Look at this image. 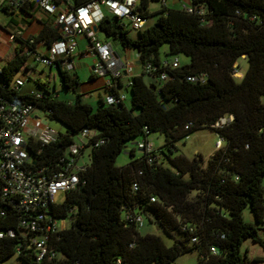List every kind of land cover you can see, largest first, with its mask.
<instances>
[{
    "label": "trees",
    "instance_id": "obj_1",
    "mask_svg": "<svg viewBox=\"0 0 264 264\" xmlns=\"http://www.w3.org/2000/svg\"><path fill=\"white\" fill-rule=\"evenodd\" d=\"M92 1L76 0V7ZM147 2L142 0L139 11L148 20ZM190 7L194 12L158 13L141 31L114 15L98 23L107 38L139 51L142 73L130 80V106L105 98L86 102L77 91L78 74L62 65L57 68L62 86L74 98L53 92L49 78L35 80L39 91H23L17 75L30 78L29 52L39 42L51 46L61 33L47 25L37 37L17 39L14 56L0 69V97L41 110L66 127L55 141L29 147L30 170H42L40 176L48 178L85 129L96 136L87 170L63 203L28 211L19 199L5 195L0 178V264L15 256L23 264H173L191 251L199 254L197 264H246L245 240L264 248L259 226L244 218L250 207L256 222L264 224V0H192ZM134 30L137 37L130 34ZM180 55L190 62L173 68ZM241 57L249 68L236 82ZM147 76L155 82L148 83ZM120 80L115 93H121ZM230 116V123L215 127ZM199 130L216 132L222 148L207 160L200 154L193 159L175 155L177 143ZM154 133L163 135L164 144L137 157L138 140ZM97 141L101 144L95 146ZM130 142L137 144L131 160L118 167L117 157ZM40 213L46 214L43 224L70 220L50 235V253L42 260L32 244L39 232L25 227ZM147 219L175 237L174 245L168 247L158 234L143 235Z\"/></svg>",
    "mask_w": 264,
    "mask_h": 264
},
{
    "label": "built area",
    "instance_id": "obj_2",
    "mask_svg": "<svg viewBox=\"0 0 264 264\" xmlns=\"http://www.w3.org/2000/svg\"><path fill=\"white\" fill-rule=\"evenodd\" d=\"M8 1V0H4ZM30 2L43 9L51 15H56L55 26L60 30L61 38L51 46L43 43L46 53L36 50L30 54L32 63H44L53 68L60 65L74 68L71 59L78 53V38L87 36L91 51L98 57L93 73L96 76H104L111 73L112 78L107 83V94L105 99L108 103H121L125 101L122 93H115L119 80L122 78L123 69L132 73L133 64L124 63L117 55L112 45L100 40L94 28L105 17L100 9V4H105L112 15L126 18L132 29L141 31L147 24V19L139 11L138 0H93L92 2L73 7L65 11L59 10V0H20ZM188 12L194 10L186 7ZM23 38L21 31L10 34L9 40L16 42ZM34 43V40H31ZM180 65L179 58L172 63L173 68ZM166 74L162 79H166ZM196 77H189L194 81ZM46 118H48L46 116ZM233 116L224 117L216 123L215 127L220 128L230 123ZM58 133L50 129L44 119L36 114V109L30 105L8 102L0 97V178L4 182V193L6 196L19 199L20 205L28 210L36 212L40 208H47L54 202L60 192H69L76 188L80 181V175L87 170L89 163L90 143L94 140L96 132L85 129L79 136L80 141L72 144L60 158L62 164L57 172L48 178L40 176L42 170L32 172L28 167L31 160L29 147L40 143L49 144L57 138ZM101 144L97 141L95 146ZM222 138L216 143L217 150L222 148ZM141 151L151 152L154 144L150 140H143L138 145ZM39 153V151H38ZM46 214L40 213L37 221H33L26 229L39 234L32 239V244L38 254V260H42L50 253L48 249L49 237L52 233L63 229L66 226L65 220L61 222L50 221L45 223ZM140 227L144 226L142 217L136 218ZM14 236L13 231H9ZM42 236V238H38ZM3 237V234H0ZM54 255V253H52Z\"/></svg>",
    "mask_w": 264,
    "mask_h": 264
},
{
    "label": "crops",
    "instance_id": "obj_3",
    "mask_svg": "<svg viewBox=\"0 0 264 264\" xmlns=\"http://www.w3.org/2000/svg\"><path fill=\"white\" fill-rule=\"evenodd\" d=\"M192 0H148L146 11L148 13V20L146 25H152L158 17V13H162L165 10H184L186 7L191 6ZM142 3V0H138V5ZM10 6L9 11L5 10L4 7ZM25 7V9H23ZM76 7V0H59V10L65 11L70 8ZM100 9L105 17H113L111 11L105 4H100ZM56 15H51L44 11L43 9L37 7L30 2H22L20 0H0V69L5 65L8 58H12L15 54V49L18 46V42H11L9 40L10 34L16 31H21L23 33L24 39H29L32 37L39 36L45 26L55 25ZM95 31V29H94ZM96 32L97 37L112 45V48L116 52V55L124 62H130L133 64V72L130 73L123 69V75L121 78L120 92L125 96V104H127L128 93L130 92L129 85L130 80L138 75H141L142 68L140 64L139 51L130 48H123L118 42L111 38L101 39L98 33L101 32L99 29ZM136 36H138V32ZM102 33V32H101ZM104 34V33H103ZM105 35V34H104ZM106 37V36H105ZM39 52L46 53L47 48L43 42H39L36 46ZM92 57L90 61V76L89 80L86 82H81L80 93L83 99L91 103L94 99V94L98 95L100 98H105L107 94V83L112 78L111 73H106L104 76H94L93 68L95 63L98 61V57L92 53L90 41L87 36H81L78 38V53L73 57L72 62L74 65V71L77 72L76 63L84 64V59L87 57ZM31 70L36 71L37 64L29 62ZM52 69V68H51ZM79 76V74H78ZM41 78V77H39ZM80 78V77H79ZM81 81V79H80ZM34 91L33 87L29 89ZM93 104V103H91Z\"/></svg>",
    "mask_w": 264,
    "mask_h": 264
},
{
    "label": "rangeland",
    "instance_id": "obj_4",
    "mask_svg": "<svg viewBox=\"0 0 264 264\" xmlns=\"http://www.w3.org/2000/svg\"><path fill=\"white\" fill-rule=\"evenodd\" d=\"M130 34L131 36H136V32L134 31H132ZM98 36L103 40L107 39V37H105V35L101 32L98 33ZM161 52H162V57L164 58L165 52H167V46L162 47ZM178 58L182 65L188 64L190 62L189 58H187L184 55H180ZM91 59L92 57L90 56L83 60L84 63L87 64V66H85L84 64L80 65V63L75 64L77 67V72L79 74L81 82H86L89 80V76H90L89 66H90ZM36 67H37L36 71L31 72L30 78H29V75L24 74V73H19L17 75V77L20 78L25 83L24 86L21 87L23 91H28L32 87L39 91L40 87L35 83V80L38 79L39 77H41L42 79L49 78L51 80L50 88L53 92H55V90L58 91L63 96V98H74L75 94L73 92H68L63 88L58 69L56 68L51 69L50 66L44 63L37 64ZM248 68H249L248 59L246 57L239 58L237 62L236 72L234 74V79L236 80V82H241L244 79L246 72L248 71ZM145 79L148 83L155 82L154 78L150 76H147ZM129 96L130 98H128L127 100V106L131 105V98H132L131 91L128 93V97ZM99 100L100 99L98 95L94 94V99H92L89 102L93 104H97ZM36 114L42 117L44 121L49 125L50 129L53 130L55 133H65L66 132V127L64 125H62L61 123L57 121H52L46 118L47 115L43 113V111L36 110ZM149 140L152 144H154L155 148H160L164 144V137L163 135L159 133H154L150 135ZM218 140H219V136L216 132L211 131V130H199L191 134L190 137H188L187 139L181 140L177 143L178 150L176 151L175 155L184 154L187 158L193 159L198 154H200L205 158V160H207L217 150L216 143ZM76 141L79 142L80 138L77 137ZM138 141L142 142L143 139H139ZM136 146L137 144L133 142H130L127 145L126 149H124V151L117 157L118 167L126 166L130 162L131 160L130 152L133 149H136ZM141 154H142V151L139 149H136V156L140 157ZM65 200H66V193L60 192L55 197L54 202L63 203ZM244 218L247 222H251L259 226L260 236L262 239H264V224L263 223L258 224L256 222L255 216L250 207H247L244 210ZM65 223L66 224L70 223V220L66 219ZM141 233L143 235H147V234L160 235L164 243L168 247L173 246L175 239H176L175 237L169 236L163 230L158 231L156 228V225L149 222L148 219L146 221L145 227L141 229ZM38 238H42V236H38ZM241 251H242V254L248 258V261L246 264H264V260H260L264 258V248L259 243H255L252 239H247L244 241ZM198 261H199L198 252L191 251V252H188L180 256L177 260L173 262V264H197ZM11 263L23 264L20 260H18L16 256L9 259L4 264H11Z\"/></svg>",
    "mask_w": 264,
    "mask_h": 264
},
{
    "label": "water",
    "instance_id": "obj_5",
    "mask_svg": "<svg viewBox=\"0 0 264 264\" xmlns=\"http://www.w3.org/2000/svg\"><path fill=\"white\" fill-rule=\"evenodd\" d=\"M94 29H95V31H97L98 27L96 26ZM77 91L80 92V88H78Z\"/></svg>",
    "mask_w": 264,
    "mask_h": 264
},
{
    "label": "clouds",
    "instance_id": "obj_6",
    "mask_svg": "<svg viewBox=\"0 0 264 264\" xmlns=\"http://www.w3.org/2000/svg\"><path fill=\"white\" fill-rule=\"evenodd\" d=\"M237 66V65H236Z\"/></svg>",
    "mask_w": 264,
    "mask_h": 264
}]
</instances>
